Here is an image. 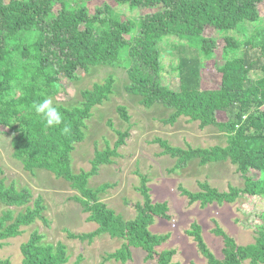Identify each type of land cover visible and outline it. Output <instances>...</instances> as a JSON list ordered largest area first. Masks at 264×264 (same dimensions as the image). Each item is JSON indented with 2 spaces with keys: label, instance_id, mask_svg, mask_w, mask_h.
I'll return each instance as SVG.
<instances>
[{
  "label": "trees",
  "instance_id": "trees-1",
  "mask_svg": "<svg viewBox=\"0 0 264 264\" xmlns=\"http://www.w3.org/2000/svg\"><path fill=\"white\" fill-rule=\"evenodd\" d=\"M91 0H0V127L11 135L13 157L27 171L43 169L71 182L80 197L76 200L88 213L87 220L97 228L87 234L67 233L70 239L92 240L101 234L123 241L107 259L125 262L131 258L130 248H140L145 259L157 256L156 264L173 262L174 249L156 247L165 243L169 233L155 234L149 226L154 217L169 219L165 203H152L146 180L141 177L138 188L142 204L135 203L136 216L123 220L98 201L97 194L106 185L92 190L87 179L96 174L99 165L111 163L115 150L95 151L88 172L73 174L70 153L82 140L85 120L93 106L101 104L113 83L108 77L103 86L94 84L80 92L78 107L56 106L70 134H62L60 126L47 128L43 118L32 108L61 88L59 75L75 78L78 69L93 66H114L123 63L129 84L125 91L140 97L145 107L154 104L172 109L167 119L178 117L197 121L200 128L215 126L226 135V145L210 148H173L157 139L164 153L176 157V167L198 159L201 165L229 161L243 180L242 187L228 186L218 191L199 183L200 191L180 188L189 203H233L244 197L259 210L256 236L252 244L238 246L215 223L212 233L222 238V259L207 248L200 226L192 223L185 234L191 237L206 264H264V17L260 16L262 0H115L130 10H154L123 20L121 14L102 3L90 13L86 2ZM211 27L223 41V63L216 69L221 75L217 89L201 88L202 63L214 57L217 37L204 36ZM256 32L254 38L253 34ZM127 37V38H126ZM161 46L166 53L176 51L171 64L178 89L161 83L163 72ZM175 65V67L173 66ZM255 74V77H253ZM225 122L216 120L223 109ZM117 112L128 120L125 108ZM127 132L118 133L115 148L122 145ZM31 193L26 188L6 186L0 179V205L7 209L0 214V247L3 241L20 235L21 228L36 219L45 222L44 206L38 196L29 206ZM24 207L14 214L10 208ZM21 264H67L65 246L42 243V235L32 232L20 245ZM0 264H11L0 259ZM193 264V263H190Z\"/></svg>",
  "mask_w": 264,
  "mask_h": 264
},
{
  "label": "rangeland",
  "instance_id": "rangeland-1",
  "mask_svg": "<svg viewBox=\"0 0 264 264\" xmlns=\"http://www.w3.org/2000/svg\"><path fill=\"white\" fill-rule=\"evenodd\" d=\"M103 2L120 13L123 20L154 11L130 10L125 5L116 4L115 0H91L85 6L92 13ZM259 12L264 17V0L259 5ZM252 34L254 38L257 33ZM204 36L217 39L214 57L201 65V88L217 89L221 75L216 68L223 63V41L211 27L205 28ZM166 48L168 47L161 46V83L177 90L178 79L171 66L177 60L176 51L172 50L169 54L165 52ZM252 75L255 77V74ZM75 76L73 79L58 76L61 88L56 95L48 98L55 106L78 107L82 90L91 89L94 84L103 86L108 77L113 78L110 93L101 104L91 108L90 117L85 120L82 140L74 144L70 153L71 172L80 174L91 169L95 151L115 150V156L110 157L111 163L99 165L96 174L86 181V187L92 190L106 185L97 194L99 202L120 215L123 220L134 219L136 211L133 205L143 202L138 188L141 177H144L151 202L165 203L170 217H154L149 226L152 233L170 234L169 239L155 250L160 252L163 249H174L172 261L179 264H206V259L197 250L194 240L185 234L192 223L200 226L207 248L217 259H222L223 243L221 237L212 233L215 223L238 246L254 242L259 210L254 209L246 198H238L233 203L219 205L212 202L202 206L200 202L189 203L188 198L180 191L183 188L192 193L198 192L199 183H206L218 191H227L228 186L242 187L243 180L235 165L228 160L201 165L194 158L186 161L182 167H176V157L164 153L156 141L160 139L173 148L183 150L188 147H223L226 145L223 131L215 126L200 128L197 121H190L184 116L170 123L167 119L173 112L172 109L161 104L143 106L139 96L125 91L129 80L123 63L93 66L85 72L78 69ZM118 106L125 108L127 121L120 117ZM227 119L224 108L216 112L218 122H225ZM120 132H127V136L123 144L115 148ZM10 140V133L0 127V179H3L6 186L29 190V206L39 196L44 206L42 215L45 222L36 219L32 224L22 227L20 235L3 241L0 259L7 258L11 264H21L20 245L36 231L42 235V243H61L65 246L67 264H156L157 256L145 259V252L140 248H130L131 258L125 262L107 259L108 254L120 248L123 243L121 239L111 238L108 234H101L90 241L70 239L67 233L87 234L97 228L96 223L87 220L88 213L83 211V206L76 200L80 193L70 181L56 177L47 170H25L21 162L13 157ZM5 209V206L0 205V214ZM10 209L16 214L23 211L24 207ZM259 209H264V204ZM242 264L249 262L246 260Z\"/></svg>",
  "mask_w": 264,
  "mask_h": 264
},
{
  "label": "clouds",
  "instance_id": "clouds-1",
  "mask_svg": "<svg viewBox=\"0 0 264 264\" xmlns=\"http://www.w3.org/2000/svg\"><path fill=\"white\" fill-rule=\"evenodd\" d=\"M32 108L38 116L43 118L45 127L53 128L63 124L64 126L61 128V133L65 135L70 134L71 125L65 123L63 114L53 104L51 99L45 98L39 103H33Z\"/></svg>",
  "mask_w": 264,
  "mask_h": 264
}]
</instances>
